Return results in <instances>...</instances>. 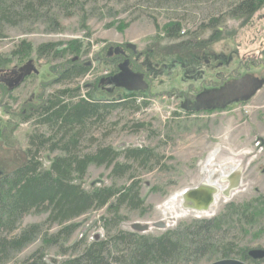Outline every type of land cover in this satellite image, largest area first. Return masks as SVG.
<instances>
[{"label": "rangeland", "instance_id": "rangeland-1", "mask_svg": "<svg viewBox=\"0 0 264 264\" xmlns=\"http://www.w3.org/2000/svg\"><path fill=\"white\" fill-rule=\"evenodd\" d=\"M85 1H77L78 8L71 16L56 11L58 29L48 23L27 22L7 27L6 37L0 38V124L7 132L5 138H0V171L12 170L25 160L31 134H52L47 126L22 117L23 111L40 101L42 92L46 95L68 88L72 90L71 101L76 102L94 91V85L87 89L86 84L97 82L99 88L103 87L101 94L106 102L127 103L124 100L128 92L129 97H138L137 102L106 111L102 120L89 125L79 151L88 153L103 145L117 151L150 149L154 156L143 165L129 162L132 168L122 177L113 175L112 167L105 165H90L87 170L82 182L87 190L103 185L121 187L128 185L131 178L138 182L144 205L137 210L121 208L120 229L160 235L193 220L211 218L229 203H244L264 195V7L244 24L227 19L221 25L223 38L193 54L199 61L185 69L179 63L175 66L167 62L166 67L161 64L159 54L171 57L179 44L161 41L162 25L179 20L187 34L181 40L196 43L198 37L208 41L212 31L204 28L197 34L199 27L221 16L239 0H167L162 4L157 0ZM124 24L127 27H120ZM21 41L30 45L25 55L15 53ZM51 43L70 50L58 59L39 55L38 49ZM149 49L160 53L148 54ZM192 57L189 60L193 63ZM66 60L90 62V70L78 79L46 87ZM120 62L134 63L132 68L138 71L134 76H140L143 88L117 86L110 91L106 78L117 70L113 63ZM241 63L249 65L248 72L243 66L239 70ZM195 67L197 73L192 75ZM234 71L240 73L234 74L237 79L242 76L257 83L240 100H233L232 94L224 92L235 94L237 85L229 79ZM190 87L193 90L189 91ZM145 101L147 105H142ZM140 105L142 108L136 110ZM61 154L59 150L41 149L42 167L48 169L51 160ZM118 162L123 164L126 160L120 156ZM232 166L234 169L229 172ZM225 171L229 174L221 176ZM206 176L222 182L223 192L229 189L231 180L236 186L227 195L218 190L219 198L206 213L187 210L182 205L184 191L204 182ZM171 197L181 198V204L174 201L167 209L165 202ZM46 218L43 212L25 215L15 234L28 225L43 224ZM105 218L106 207L73 220L71 224L77 229L64 243L66 253L45 244L39 236L8 264L25 260L39 248L49 263L57 264L74 254L70 245L80 240L87 244L106 236ZM60 227L55 224L44 226L43 230L54 234ZM233 235L238 248L264 249V218L251 228L235 226ZM236 257L234 254L231 258ZM210 263L205 260L201 264Z\"/></svg>", "mask_w": 264, "mask_h": 264}, {"label": "trees", "instance_id": "trees-1", "mask_svg": "<svg viewBox=\"0 0 264 264\" xmlns=\"http://www.w3.org/2000/svg\"><path fill=\"white\" fill-rule=\"evenodd\" d=\"M77 1L0 0V38L6 37L7 27L21 26L27 22L48 23L58 29L59 12L71 16L75 8H78ZM158 1L162 4L167 0ZM263 7L264 0L235 2L221 16L213 17L199 27L197 34L205 29L212 32L208 41L196 37V43L181 40L187 37L182 23L179 20H169L161 27V41L178 42L173 54L189 59L208 44L223 38L221 25L228 20L244 24ZM29 47L26 41H21L15 53L25 55ZM69 50L66 46L61 48L51 43L42 45L38 52L39 55H50L58 59L64 58ZM159 53L157 50L153 54L157 56ZM90 65V62L66 60L54 78L46 83V87L85 76ZM116 66L113 63V67ZM106 82L111 84L108 79ZM91 85H94V91L88 93V98L83 97L73 102L70 96L72 90L57 89L46 95L42 92L40 101L23 111L24 120L47 126L52 134H31L25 160L12 170L0 171V264L11 262L16 254L39 236L44 238L45 244L64 249V243L77 229L75 224H71L72 221L93 209L104 207L108 213V218L104 219L106 236L87 244L80 240L70 245L74 254L57 264H201L205 260L210 263L217 259L231 258L234 254L237 255L236 258L249 263V249L247 246H236L233 231L235 226L243 229L254 227L264 218V195L244 203H229L211 218L196 219L160 235L119 228L123 218L121 208L137 210L144 205L138 182L131 178L128 185L121 187L103 185L87 190L82 184L87 170L90 165H105L112 167L113 175L122 177L132 168L129 162L143 165L152 161L154 156L150 149L117 151L111 146L103 145L92 152L82 154L79 151L89 125L102 120L106 111L126 107L128 103L136 104L138 98L132 95L129 97L128 92V98L124 100L127 103L106 102L101 94L103 87L99 88L96 82L86 84L85 88L89 89L88 86ZM142 105H147L146 101ZM142 105L136 107V110L141 109ZM5 130L0 124V138L7 136ZM41 149H48L50 152L59 150L62 154L54 157L48 169H44L39 157ZM120 156L124 157L126 163L118 162ZM31 212L46 213L45 222L28 225L15 234L24 216ZM55 224L61 226L56 233L50 234L48 230L44 232V226L51 227ZM66 252L64 249L63 253ZM14 264L53 263L45 259L39 248L25 260Z\"/></svg>", "mask_w": 264, "mask_h": 264}, {"label": "flooded vegetation", "instance_id": "flooded-vegetation-1", "mask_svg": "<svg viewBox=\"0 0 264 264\" xmlns=\"http://www.w3.org/2000/svg\"><path fill=\"white\" fill-rule=\"evenodd\" d=\"M130 48V47H127ZM133 49V48H131ZM132 51H135V49H133ZM155 51L154 50H147L148 54H153ZM137 53V51H135ZM116 53H118V50L116 51ZM160 57H162L161 59L163 60V62L161 63L163 65V67L167 66V62L172 63V65H177L176 63H179L183 68H187V66L189 64H196V62L199 61L198 56L195 55L192 57L193 63L192 61H190L187 58H182L180 56H175L174 54L170 56L167 55H161ZM259 59H262L259 57ZM168 60V61H167ZM189 60V61H188ZM156 64H159V62H156ZM119 65V66H118ZM195 66V65H194ZM243 66V70L248 72L250 68L249 65H246V63H241V65L239 66V70L241 69V67ZM134 67V63L132 62V64L129 65V63H119L117 64V70L113 71L112 74H110L106 79L109 80V82L111 83V87H110V91H114V89H117V86H123L126 87L128 89H137V88H143L144 82H142V80H140V76H134V74L136 72H138L136 69H133ZM131 71V72H130ZM197 73V69L196 67L194 68V70H192V75H194ZM198 74H202V73H198ZM204 74V73H203ZM234 74L239 75V71H234V73H232V75H230L229 79L234 80L233 84L237 85V89L235 91V94H233L230 90H225L224 92L226 94H232L231 99L233 100H240L242 98H244L246 95H248L250 93V89H251V85L255 84V80L250 79L251 81L247 80L246 78H243L242 76H240V78H236L234 76ZM242 74V72H241ZM199 76V75H198ZM139 79V80H138ZM257 84V83H256ZM200 88V87H199ZM202 88V87H201ZM189 91L193 90L192 87H190L188 89ZM199 91V90H198ZM196 92V91H195ZM186 93V92H185ZM215 93V92H214ZM192 97H196L194 94H190ZM221 95H219V97H217L218 99H220ZM211 102L213 101V99L210 100ZM208 103V102H207ZM264 250V249H263ZM248 264H264V258L262 259H254L249 255V251H248ZM251 262V263H250Z\"/></svg>", "mask_w": 264, "mask_h": 264}, {"label": "water", "instance_id": "water-1", "mask_svg": "<svg viewBox=\"0 0 264 264\" xmlns=\"http://www.w3.org/2000/svg\"><path fill=\"white\" fill-rule=\"evenodd\" d=\"M234 185V186H233ZM235 182L231 180L229 189H225L222 194H229L230 189L235 187ZM219 191L213 185L206 184L204 182L200 183L194 188L187 189L182 195V205L187 210H192L198 213H206L210 211L211 206L216 201V196ZM249 255L254 259L264 258L263 249H251ZM210 264H248L247 262L236 259V258H224L211 262Z\"/></svg>", "mask_w": 264, "mask_h": 264}, {"label": "bare ground", "instance_id": "bare-ground-1", "mask_svg": "<svg viewBox=\"0 0 264 264\" xmlns=\"http://www.w3.org/2000/svg\"><path fill=\"white\" fill-rule=\"evenodd\" d=\"M231 169H234V167L232 166V167H230V169H229V172H230V170ZM226 172V171H225ZM229 172L227 173H224L223 172V174H221V176H223L224 175V177H226V175H228L229 174ZM220 177V176H219ZM223 177V178H224ZM211 178V176H206V180H204V183H206V184H209V185H213V187H215L216 189H217V191L218 190H220L221 191V194H222V192H223V189H224V186L222 185L223 183L221 182V183H219V181H214V180H212V179H210ZM222 181H224V180H222ZM218 182V183H217ZM220 194V195H221ZM180 197V196H179ZM179 197H171V198H169L166 202H165V205L167 206V209H169V207H170V205L174 202V201H180V204H181V198H179ZM216 198V200L219 198H217V196L215 197Z\"/></svg>", "mask_w": 264, "mask_h": 264}]
</instances>
